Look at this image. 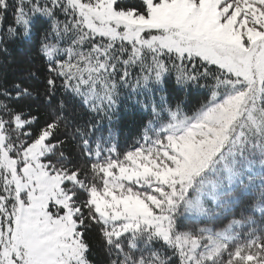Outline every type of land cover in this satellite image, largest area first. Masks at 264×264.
<instances>
[{
  "label": "snow or ice",
  "instance_id": "obj_1",
  "mask_svg": "<svg viewBox=\"0 0 264 264\" xmlns=\"http://www.w3.org/2000/svg\"><path fill=\"white\" fill-rule=\"evenodd\" d=\"M17 44L0 264H264V0H0Z\"/></svg>",
  "mask_w": 264,
  "mask_h": 264
},
{
  "label": "trees",
  "instance_id": "obj_2",
  "mask_svg": "<svg viewBox=\"0 0 264 264\" xmlns=\"http://www.w3.org/2000/svg\"><path fill=\"white\" fill-rule=\"evenodd\" d=\"M29 55L24 44H17L9 46L7 53L0 55V75L6 76L8 79H13L21 67L25 57ZM31 55L35 56L32 52ZM202 97L193 96L192 103L195 104L197 99ZM129 103L121 97L119 105V119L114 121L113 127L119 134L120 141L130 139L135 134L136 122L139 118V114L136 110L125 111V104ZM77 115L81 118V122L89 119V114L86 111L77 110ZM103 127H108V121H103ZM98 258H102L97 250Z\"/></svg>",
  "mask_w": 264,
  "mask_h": 264
}]
</instances>
